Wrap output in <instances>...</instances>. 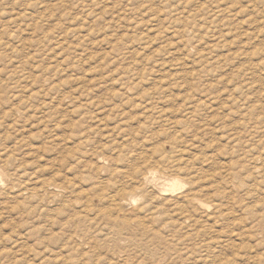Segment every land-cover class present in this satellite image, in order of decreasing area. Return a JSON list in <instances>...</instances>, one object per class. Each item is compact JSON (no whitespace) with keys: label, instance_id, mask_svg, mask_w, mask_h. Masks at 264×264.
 Returning a JSON list of instances; mask_svg holds the SVG:
<instances>
[{"label":"rangeland","instance_id":"1","mask_svg":"<svg viewBox=\"0 0 264 264\" xmlns=\"http://www.w3.org/2000/svg\"><path fill=\"white\" fill-rule=\"evenodd\" d=\"M123 83L133 88L131 98L121 94ZM79 91H83L80 103L87 100L92 105L80 108L81 116L62 106L67 96ZM210 97L217 99L213 109L200 107L196 118L179 133L170 120H154L138 129L141 109L135 103L158 101L171 118L179 120L183 105ZM60 99L59 111L51 118L42 113L45 107L37 110L42 103L56 104ZM216 104L226 109L225 119L211 117L220 113ZM96 109L103 111L109 123L124 118L121 124L129 136L118 166L128 165L139 153L149 155L153 164L159 152L170 156L176 155L170 151L183 148L185 154L210 157L200 168L206 174L214 170V184L229 182L227 195L216 194L214 199L222 205L216 215L223 216L212 227L194 226L176 235L163 231L166 240L161 245L151 238L134 246L126 240L127 247L120 250L112 244L108 249L115 257L100 264H264V0H0L3 264L11 260L8 242L13 238L25 249L18 253L28 264H59L50 250L55 244L47 239L53 231L65 237L58 245L66 242L68 233L76 232L80 248L72 244V251L63 250L62 255H71L67 264H79L77 251L91 254L90 245L81 243L79 231L87 228L85 222L63 224L84 202L90 201V209L97 210L99 197L111 192L108 177L90 171L92 157L68 144L79 138V131L89 132ZM42 115L40 120L48 122L38 132L33 122ZM50 122L59 124L58 130L50 132ZM63 134L71 138L63 142ZM111 140L119 141V137ZM241 163L246 168H240ZM253 165L257 170L251 177ZM49 187H61L63 192L52 197L45 191ZM65 195L74 209L55 214L51 210ZM85 195L91 198L86 200ZM201 199L214 203L208 196ZM128 213L133 214L132 208ZM89 260L86 264H92Z\"/></svg>","mask_w":264,"mask_h":264},{"label":"bare ground","instance_id":"2","mask_svg":"<svg viewBox=\"0 0 264 264\" xmlns=\"http://www.w3.org/2000/svg\"><path fill=\"white\" fill-rule=\"evenodd\" d=\"M132 89H133L132 87L125 86V84L123 83L119 90L123 91L121 94H128L129 97H127V98H131V95H129V94H130V91ZM82 92L83 91H79L78 94L75 96H73V94L71 96H67V98L69 100H66V104L62 105V106H65L66 111L69 112L70 114H74V113L78 112L80 108L87 110V109H89V107H92L91 103H88L87 100L84 101L83 103L82 102L80 103L79 99H80V96L82 95ZM67 98L65 97L64 100ZM62 100L63 99H60L59 102L56 104H53V103L50 104L51 101L48 104H45V103H42L40 105L37 104L38 107H40V108L37 109V107H36V109L40 110V109H43V107H45L46 110H43V111L40 110V111H42V113L45 112L43 114L51 118V115L58 113V111H59L58 107L61 106L60 102ZM215 100H217V99L210 97L209 99H205L202 101L199 99L193 103L188 102L187 104L183 105L184 108L182 111L179 110V114H180L179 120H176L175 117L171 118L172 115L170 116L169 112H165L166 110L164 109L163 105L159 104L158 101L156 103L155 102L154 103L149 102V101L148 102H140L139 104L135 103L134 107H139L141 109V112L138 115L141 117V118H139L140 121L138 123L140 124V126L138 127V129H140L142 125L144 127L145 124L147 125L148 122H153L154 120H160V121H167V120L169 121L170 120V121H172L170 124L172 125V127H174L173 130H176V132L179 133V132L184 130L183 126L185 124L190 122L191 119L196 118L195 112H197V110H199L200 107H202L201 109L203 111H206V110L209 111V110H211V108L213 106H215V105H213V103H215ZM77 103L79 105H77ZM216 106L217 107H215V108L218 111H220V113L219 112H216L213 114L211 113V117H213V116L218 117L221 120L225 119L226 115H227L226 114L227 111H225L226 109L221 110V108L218 107L220 105L216 104ZM110 107H112V106H110ZM18 109L19 108H17V110ZM104 109H106V108H104ZM137 110H139V109H137ZM174 112H176V111H174ZM38 113H39V111H38ZM122 113H124V112H122ZM194 113H195V115L193 116ZM76 114H79V112ZM82 114H79V115L81 116ZM218 114H219V116H218ZM44 115H42L38 119H35V121L33 122V125H35L37 127L36 130L37 131L39 130L38 132H43V130L39 126L44 125L48 122L47 120L46 121L40 120V119L45 117ZM91 115H93V114H91ZM94 115L95 116L92 117L93 126L92 127L88 126L89 132L84 133L83 131L78 130L79 135H80V136L78 135L79 138L77 140H76V137L74 138L75 140L72 138L73 140L70 139L71 141L69 140V138H71V137L66 139V137H68V136H66L67 133L63 134V136H64L63 142L65 140H69L70 143H68V144H71V145L75 144V145H73L72 148L77 147L78 152H81L84 155L85 154L90 155L92 157V160H94V161L92 162L93 167H89L90 171L96 173V175H98V176L106 175L109 179L107 181L109 182L108 185H109V188L111 189V192L107 195H104L102 198H101V196L99 197L101 199V206L97 210L90 209V206H89L90 201H89V203L87 201V202H84L85 205L82 206L80 210L75 209L76 212L73 213L70 210L74 209V205L69 200L70 199L69 196H66V195L64 196L60 205H58L57 207H55L51 210L55 214H58L60 211L71 212V214H69L68 218H66L64 221V224H63L64 227L74 226V223L77 221L85 222V225H87L86 229H84L82 226H79V227H82V228H80L81 230L79 232H80V236H82L81 243L84 242V243H86V244L88 243L90 245L91 254L89 255L87 253H84L82 250H80L79 252L77 251L80 258L76 255L77 259H76V257H75V259L79 262V264H86V262L90 258L92 260L90 259L89 261H91L92 264H98V263L100 264V262L103 260H108V261L112 260L113 257H115V255H112L110 253V249H108L111 247L110 245H112V244H115L114 246H116V248H119V250L122 247L123 248L127 247V246H124V242L126 240H127V242H129L133 246L139 244V242L140 243L141 242L147 243V241H145V240H148L149 238L154 239L155 244H156V242L159 243L160 245L165 244L164 241L166 240V238L164 240L165 235L163 236V231L164 232L168 231L170 234L175 233L174 235H176V234H178L179 231H182V230H185L186 228H190V227H194V226L195 227L197 226L198 228H202V229L210 228V227H212V224L216 223V221H215L216 219L220 218V216H223V214L221 212L216 215V212L220 211V209L222 208V205L219 203H216L214 201V199L217 198L216 194H221L223 196L227 195L226 191H228V188H229V185L227 183H229V182H226L223 184L220 183L219 185H216V184H214V180H212V178L214 177V175L212 174V173H214V170L211 169L210 171H212V172L209 174L208 173L206 174L205 172H203L204 170H202V168H200V167L203 166L204 163H206V164L209 163L210 157L207 158V156H205L203 154H200V155L199 154H191V153L185 154L184 153L185 150H183V148H182V149H176L174 152L170 151L172 153H176V155L175 154H172V155L169 154L170 156H168V154L159 152L158 153L159 158L156 162H152L153 164H151V162L148 161L149 155L146 156V154H145V156H143L141 153H139L138 155H136V158H133L131 161H129V163L128 162L125 163L128 165L118 166L119 163L122 162V158H123L122 154H124L122 148L124 147V145H126L125 142L129 136V134H126V130H125V128H123V126L121 124L124 122V120H123L124 118L119 120L118 122L109 123V121L107 120V117L104 116L103 111L101 109H96ZM198 118H200V117H198ZM116 119H117V117H116ZM49 120H51V119H49ZM141 120H143V122H141ZM160 121H159V124H160ZM165 124H167V123H165ZM163 125H164V123H163ZM194 125H196V124H194ZM206 125H208V124H206ZM57 128H59V124L57 125L56 123H53L50 132L51 131L54 132L55 130H58ZM203 128H204V130H206L204 126H203ZM43 129H46V128L43 127ZM165 129L163 131H161L162 130L161 129L160 131L164 132ZM47 133H49V132H47ZM166 133H167V131H166ZM71 134H73V133H71ZM56 135H57L56 133L53 134L54 141L58 142V136L56 137ZM166 135H168V133ZM177 135H179V134H177ZM72 136L74 137V135H72ZM114 136L119 137V141L117 140L119 144H114V143H117V141L111 140V138ZM176 136L172 135V137L174 139ZM179 136H181V135H179ZM47 138L50 139V138H52V136L50 135ZM94 139H96L97 142H95ZM101 141H102V143H101ZM108 143H110L111 146H108L109 145ZM186 146H187V144H186ZM215 150H217V153L219 152L220 154H222V150L220 148H217ZM186 152H188V151H186ZM251 160H252V158H251ZM92 164H89V165H92ZM197 166H199V168ZM221 166H223V165H221ZM221 166H220V168H221ZM225 166L226 165L224 164L223 168H225ZM239 167L242 169L246 168L244 166V163H241V165ZM216 169H218V168H216ZM254 169L257 170V167L254 165L251 166L250 171L253 170V172H250V174H249L251 177L254 176V173H256L254 171ZM248 171H249V169H248ZM2 173L0 172V185L3 184V180H4L3 179L4 173L3 174ZM215 174H217V173H215ZM217 175H219V174H217ZM232 175H234V172L232 173ZM205 182L207 183L206 185L203 184ZM103 183H100V184L102 185ZM62 184H66L65 181H63ZM68 185L71 186L72 183L69 182ZM103 190H104V188L102 189V191ZM33 191H34V189H33ZM45 191H47L48 194H50V196H52V197L60 195V193L63 192L61 187H52L51 189L49 187V189H47V190L45 189ZM81 192H83V191H81ZM68 193H70V192H68ZM75 193L78 194V192H75ZM98 194H100V192H98ZM29 195H30V193H28V196ZM86 195H85V197L87 200L88 196H86ZM203 195L210 197L212 199V202H214V203H212L211 205H208L205 202H203L204 200L202 201V199H201V197ZM77 196H75V197H77ZM89 196H90V194H89ZM31 198H32V196H31ZM39 198H40V196H39ZM88 198H91V197H88ZM36 201H37V199H36ZM42 202H44V200ZM129 208H132V213H133V214H130V216H128V214H129L128 209ZM38 212H40V211H38ZM91 212H93L92 215L90 214ZM47 213H49V212H47ZM77 215H79L78 218L76 217ZM202 216H204V218H205L204 222L201 220ZM75 217L77 218L76 220H74ZM50 220H51V218L48 221H50ZM154 225H156V226H154ZM49 228H48V230H49ZM76 229L78 230V227ZM199 231H201V230H199ZM75 233L74 234H73V232H71V234L68 233V235L66 236V242L64 244H60V245H58V243L63 241V239L65 237H62L56 231L55 232L53 231L52 234L47 235V239H50L52 241V243L55 244V247L53 249H50V250H53V254H54V255L52 254L53 256L52 255L51 256L56 261H59V264H67V262L71 258V255H68L67 253L62 255L63 250H69V248L72 247V244H74L75 247H77L76 249L79 250L80 245L78 244L77 237L74 236ZM172 237H173V234H172ZM78 239H79V237H78ZM82 239H83V241H82ZM151 239L148 241L149 242L152 241ZM18 242L19 241L17 238L10 239V242H8L11 244L9 247V250H10L9 253L10 254L8 253L9 255H7L11 259L9 264H28V261L23 256V253H21V254L18 253L19 251L24 249V248H22V245L21 246L18 245L19 244ZM159 244H157V247ZM170 244H172V243H170ZM81 245H83V244H81ZM24 246H26V244ZM108 246H110V247H108ZM171 246H173V245H171ZM143 247H144V244H143ZM70 249H71V251L73 250V248H70ZM129 250L131 251V249H129ZM44 251H45V249H44ZM173 251H175V250H173ZM85 252H87V251H85ZM159 252H160V250H159ZM168 253L169 252L167 251V254ZM178 253H179V251H178ZM27 255H29V254H27ZM49 255H50V253H49ZM0 256H2V255H0ZM165 256H166V254H165ZM163 258H165V257H163ZM8 261H9V259H8ZM112 262H114V261H112ZM108 263H111V262H108ZM0 264H3V263L0 262ZM103 264H105V263H103Z\"/></svg>","mask_w":264,"mask_h":264}]
</instances>
